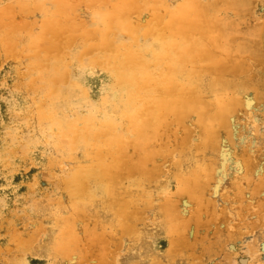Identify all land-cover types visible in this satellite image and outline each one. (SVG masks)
Returning a JSON list of instances; mask_svg holds the SVG:
<instances>
[{"label": "rangeland", "instance_id": "374dc122", "mask_svg": "<svg viewBox=\"0 0 264 264\" xmlns=\"http://www.w3.org/2000/svg\"><path fill=\"white\" fill-rule=\"evenodd\" d=\"M187 72L222 91L172 125ZM0 264H264V0H0Z\"/></svg>", "mask_w": 264, "mask_h": 264}, {"label": "bare ground", "instance_id": "6f19581e", "mask_svg": "<svg viewBox=\"0 0 264 264\" xmlns=\"http://www.w3.org/2000/svg\"><path fill=\"white\" fill-rule=\"evenodd\" d=\"M193 3L194 2H192V4ZM186 9H188V7ZM169 10H170V8H169ZM169 15H171V11H170ZM186 15H187V17L191 18V15H189L188 12L186 13ZM158 20H159L158 17L149 20L148 23H150V25H148V28H149L150 31L155 30V28L153 26V22L154 21H158ZM169 24L171 26V22L167 23L166 25H169ZM198 24H201V19H199L197 17V20L195 22H192L189 25H184V28H186V30H187V32H185L187 34L186 38L189 40V43L191 44L190 45L191 46V52L189 50H187L186 54L188 56H186V57L180 56L178 58L181 61V63H186L189 60H191L192 58H194V55L196 53L198 54V53L203 52V50L201 48L202 45L200 44L201 42L198 41V43H196V42L194 43L191 40L192 34L196 30H200L201 29V26L198 25ZM110 27H111V23L109 24V28ZM112 27H115V26L113 25ZM131 30H133V29H131ZM148 41H149L148 45H150L152 48L157 46V44H156L157 41L154 38H151ZM132 44L136 45L135 42H133ZM136 47H138V46L136 45ZM194 50L196 52H194ZM139 56L128 58L127 63L128 64L129 63L130 64L137 63L140 59H142ZM208 59H209V56H208ZM115 63L119 64V62H115ZM206 63H210V60H205L202 64H206ZM202 68H205V66H202ZM167 76L168 77L180 76L178 67H174L172 65V67H170L168 69V75ZM191 76H192V74L190 72H187L185 74V77H186L187 80L183 79L184 81H183L182 86H180L178 88V90L171 89L169 91V93L167 94V97H170V96L172 97L174 94L175 95L173 96V98H169V99L163 101V104H161V106H160L159 110L161 112H165V114H166L165 115L166 117L164 116V120H167L168 122L172 123L176 119H180V118L183 119L184 117H187L188 115H190V113H187V112H192L193 110H197L200 107L201 108L208 107L207 106L208 104H206V98H207L208 95L204 94V92L206 90H210V91L212 90L214 92H221L222 91V87H219L218 85L210 86V85H206V84H202V83H196V82L194 83L193 82V77H191ZM190 93H191V95L193 97L198 95L199 96V101L196 102L195 99H193V100L186 99V95L187 94L190 95ZM56 104H57V100L54 101L55 108H57ZM157 108H158V106H157ZM61 122L65 123V121H61ZM172 125H173V123H172ZM166 129L171 131V128H166ZM63 132L64 133H69V134H71L73 136V138L67 144L69 147H73V149H77V148L80 147V145H81L80 144V140H81V136H82V134L80 132H78L77 130H75V132L72 131L71 127H69V128L68 127H63ZM166 133H168V132L166 131ZM151 138H152V140H148L149 144H152L154 142V140H155V139H153V137H151ZM99 140H100L99 137H92L91 138L92 143H94L96 145L98 144ZM102 140L106 141L107 147L111 148L108 151H106V155H105L106 158H108V160L110 162H112V161L123 162V159H118V158L119 157L121 158V157L124 156V154H128V153L127 152L124 153V151L121 150L119 148V146H117L116 142L113 141L112 139L110 140V142L106 138L102 139ZM117 141L120 142V139H117ZM114 146L115 147L117 146V149H113ZM159 156H160V154H158V153L152 152V154H151V157H153L154 159H156ZM192 156L196 158V156H194V155H192ZM154 162H156V160H154ZM106 169H107V172H109L110 167H108V164H106V166H104V170H103V175H104L105 179H106ZM78 182H79V185L76 186L77 190H75V192L77 193V196H79V194L81 193V189H83V188L92 189V187H93L92 186V182L86 181L83 178H80L78 180ZM64 185L68 186V188L73 186L72 182H68L67 184L65 183ZM120 196H127V197H130V198H133L134 199V201H132L133 204H136L138 202L143 203V201H146V204H147V201H148V200H146L147 197H145L143 195V190H141V191H134V190L127 191V190H125V191H122L121 194H117V193H114V192H110V193L106 194V190H105L104 193L99 194L97 198H93V197L83 198L84 200L88 199V203L82 204L81 206L79 205L80 207L78 206V210L82 211V210L85 209V212L86 211L88 212L86 214L93 215L91 217H96V218L100 219L102 223L106 224V212L111 211L109 209H106V203L109 202V204H110V201L118 199V198H120ZM74 198L77 199L78 197L74 196ZM140 198H145V199L140 201ZM83 199L80 202H82ZM103 201H105V206H103L104 203L103 204L100 203V202H103ZM126 201H128V200H126ZM123 206H125V205H123ZM107 208H110V207L108 206ZM124 210H126V208ZM122 214L127 215V211H122Z\"/></svg>", "mask_w": 264, "mask_h": 264}]
</instances>
